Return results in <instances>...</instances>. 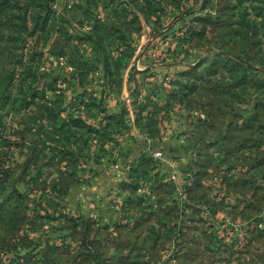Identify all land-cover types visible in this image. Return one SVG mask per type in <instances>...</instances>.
<instances>
[{"label": "rangeland", "instance_id": "1", "mask_svg": "<svg viewBox=\"0 0 264 264\" xmlns=\"http://www.w3.org/2000/svg\"><path fill=\"white\" fill-rule=\"evenodd\" d=\"M0 264H264V0H0Z\"/></svg>", "mask_w": 264, "mask_h": 264}]
</instances>
